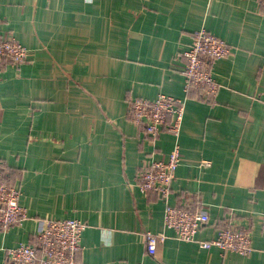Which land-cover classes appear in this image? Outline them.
I'll use <instances>...</instances> for the list:
<instances>
[{"label": "crops", "instance_id": "crops-1", "mask_svg": "<svg viewBox=\"0 0 264 264\" xmlns=\"http://www.w3.org/2000/svg\"><path fill=\"white\" fill-rule=\"evenodd\" d=\"M0 13L29 51L0 62V165L27 215L0 231V264L37 246L45 219L85 225L78 264H264V0H0ZM200 29L231 49L211 65L217 94L189 97L180 131L152 139L131 102L186 99ZM176 146L168 197L143 194L139 174ZM166 205L208 213L196 241L164 227ZM230 225L249 230L248 255L202 247ZM146 231L167 235L153 256Z\"/></svg>", "mask_w": 264, "mask_h": 264}, {"label": "built area", "instance_id": "built-area-1", "mask_svg": "<svg viewBox=\"0 0 264 264\" xmlns=\"http://www.w3.org/2000/svg\"><path fill=\"white\" fill-rule=\"evenodd\" d=\"M3 19L0 13V62L8 61L19 67L29 58V51L11 33L2 32ZM230 47L222 39L200 29L195 32L191 45L183 52L184 92L186 99H177L159 94L155 99L134 98L130 105V118L142 127L150 138L154 139L166 129L169 133L180 131L185 112L187 93L194 91L195 99L213 100L219 84L215 79L212 62L229 56ZM180 162L177 146L169 153L167 160L155 161L147 166L138 177V187L143 194L156 193L166 199ZM20 191L2 180L0 170V231H6L12 225L27 218L25 209L19 203ZM209 216L204 209H191L185 206L166 205L163 224L173 232L174 238L183 242H194L199 230L208 223ZM264 237V215L261 218ZM85 225L76 219L42 221L35 235L41 249L38 255L31 244H21L8 250L10 264H78L75 259L80 249V235ZM145 253L153 256L158 244L167 239L164 232L146 231ZM202 247L218 248L239 255H248L251 251V236L248 229L227 226L218 235L202 243ZM140 264V263H138Z\"/></svg>", "mask_w": 264, "mask_h": 264}, {"label": "trees", "instance_id": "trees-1", "mask_svg": "<svg viewBox=\"0 0 264 264\" xmlns=\"http://www.w3.org/2000/svg\"><path fill=\"white\" fill-rule=\"evenodd\" d=\"M194 94H195L194 91H190L189 93H187V96L192 98ZM0 170L2 171V180L4 182H6L7 184H10L8 182V178H6L5 170H4V168L1 165H0ZM33 241H35V242L37 241V246H34V247H35V250L38 253V255H41V249H40L39 242H38L36 236H35V238H33L32 242Z\"/></svg>", "mask_w": 264, "mask_h": 264}]
</instances>
